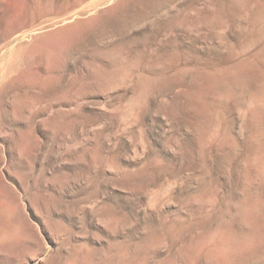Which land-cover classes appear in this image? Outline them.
I'll list each match as a JSON object with an SVG mask.
<instances>
[{
	"label": "rangeland",
	"instance_id": "rangeland-1",
	"mask_svg": "<svg viewBox=\"0 0 264 264\" xmlns=\"http://www.w3.org/2000/svg\"><path fill=\"white\" fill-rule=\"evenodd\" d=\"M0 264H264V0H0Z\"/></svg>",
	"mask_w": 264,
	"mask_h": 264
}]
</instances>
